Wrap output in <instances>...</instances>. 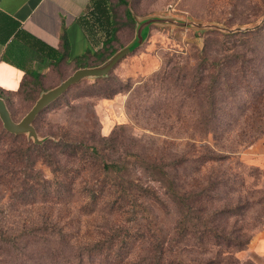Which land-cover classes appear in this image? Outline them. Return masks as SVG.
Segmentation results:
<instances>
[{
    "label": "rangeland",
    "instance_id": "374dc122",
    "mask_svg": "<svg viewBox=\"0 0 264 264\" xmlns=\"http://www.w3.org/2000/svg\"><path fill=\"white\" fill-rule=\"evenodd\" d=\"M110 1L118 23L110 44L116 52L133 39L135 23L132 26L126 20L123 5ZM128 2L138 19L172 17L225 28L253 26L264 15V0ZM257 30L255 35H245ZM225 33L216 28L151 24L145 40L107 75L82 79L45 106L32 122L39 138H45L36 145L55 135L60 145L45 150L52 153L51 159L68 164L71 170L82 166L84 169L78 175L75 171L68 173L74 180L69 186L72 198L42 203L40 193L27 189L25 183V173L52 177L41 157L32 169L11 164L10 173L0 181V224L30 227L44 213H51L54 218L58 215L64 231L69 233L64 242L69 239L72 245L106 241L100 233L106 223L126 227L130 232L123 236H129V241L141 238L137 236L139 228L158 229L160 236L170 235L179 205L169 194H162L167 185L155 181L146 167L162 163L178 194L201 192L206 197L202 203L209 205V211L222 210L212 222L218 231L239 235L248 242L243 249H234L239 264H264V255L250 243L264 228V22L256 30L230 36ZM93 44L95 49L100 46L95 41ZM233 51L239 58L223 69L214 88V103L208 106L198 93L201 56L204 52L211 61ZM86 56L88 53L77 65L88 66ZM45 71L42 87L48 89L72 69L63 63L58 71ZM38 96L37 90L7 95L5 101L12 118L19 121ZM203 114L215 117L212 132L205 136L199 125ZM19 135L32 142L26 134ZM77 142L87 145L88 151L94 146L93 156L74 152ZM211 156L214 160L207 161ZM38 158L31 156V160ZM110 161L129 162V176L161 192L162 202H156L150 210L138 211L137 220L131 214H110L101 203L93 212L83 207V194L93 181H103L105 188L111 182H120L117 175L103 176L96 171L102 162ZM52 248L36 237L17 241L13 246L0 247V264H76V257L50 256ZM132 254L135 256L136 252ZM99 261L117 264L112 257H101Z\"/></svg>",
    "mask_w": 264,
    "mask_h": 264
},
{
    "label": "trees",
    "instance_id": "16d2710c",
    "mask_svg": "<svg viewBox=\"0 0 264 264\" xmlns=\"http://www.w3.org/2000/svg\"><path fill=\"white\" fill-rule=\"evenodd\" d=\"M117 3L124 6V17L133 26L135 15L130 9L128 0H117ZM90 8L91 18L85 19L83 26L87 33L101 43L98 49L94 50L93 48L84 59L89 63L88 66H93L114 52L110 44L115 38L118 23L110 0H91ZM258 32L259 30L245 35L248 37ZM225 34L230 36V33ZM209 58L203 52L200 59V73L197 76L199 79L198 93L208 106L214 103V88L220 80V76L223 75V69L231 61L237 60L239 54L233 51L231 54H225L223 57H217L211 61ZM80 59L83 58L77 57L76 67L81 66L77 65ZM31 76L24 78L16 91L4 92L0 89V95L5 100L7 95L27 94L31 90H37L38 95L45 89L42 87L39 74L32 73ZM214 118L213 114L200 116L199 125H201L202 135L205 136L212 132ZM59 145L60 140L55 135H51V139L44 144L36 145L26 140L23 135L11 134L0 126V181L7 176V173H10L8 168L11 164L21 165L25 170L28 167L32 169L41 157L42 163L50 169L52 177L49 178L43 173L38 177H33L25 173L27 189L39 192L42 203L68 201L73 197L69 186L74 183L68 173L75 171V174L78 175L84 167H76L71 170V166L68 164L51 159L52 153H46V151L49 148L55 149ZM88 148L83 142H77L73 151H80L90 158L93 156L95 148L91 146V151H88ZM32 155L39 156V158L31 160ZM211 160H214L212 156L207 158V161ZM146 167L155 181L167 185L168 189L165 187L162 194H169L168 196H172L179 205L178 217L170 235L160 236L158 229L156 231L139 228L137 236L141 238L129 241V236H123L129 234L126 227L117 223H106L103 226L104 231L100 232L106 236V241H89L84 244L72 245L69 243V239L68 242H64L69 233L64 231L65 227L60 224L61 220L57 218L58 215H54V218L51 213H44L39 220H36V223L30 224V227L27 224L20 228L0 224V247L13 246L17 241H27L36 237L41 239L44 245L50 244L53 247L49 252L50 256L54 258L58 256L76 257V264H99L101 257H112L117 264H239V260L234 255V249H243L248 242L240 239L239 235L231 236L229 233L224 234L223 231H218L217 225L212 222L213 218L222 210L209 211V205L202 203V199L206 197H203L201 192L191 191L182 196L178 194L173 187V181L167 178L166 166L162 163H150ZM96 171L99 173L98 175L103 176L117 175L120 182H111L107 188L101 180L90 182L92 187L83 194L86 199V204L83 207L90 208V212H93L96 205L101 203L102 209H106L110 214L114 212L119 215L131 214L137 220L138 211L142 213L143 210H150V207L156 202H162L160 201L161 192L155 190L149 183H138L140 182L139 178L129 176V162H102ZM141 216L140 214L138 217ZM4 250L7 251V247ZM134 252L136 255L132 256Z\"/></svg>",
    "mask_w": 264,
    "mask_h": 264
},
{
    "label": "crops",
    "instance_id": "0c3cea01",
    "mask_svg": "<svg viewBox=\"0 0 264 264\" xmlns=\"http://www.w3.org/2000/svg\"><path fill=\"white\" fill-rule=\"evenodd\" d=\"M90 4L91 0H0V88L16 91L32 73L39 74L43 84L45 70L58 71L63 63L71 66L68 75L85 67H76L77 57L90 54L93 41L100 43L83 26L91 18ZM250 243L264 255V228Z\"/></svg>",
    "mask_w": 264,
    "mask_h": 264
},
{
    "label": "water",
    "instance_id": "95a60500",
    "mask_svg": "<svg viewBox=\"0 0 264 264\" xmlns=\"http://www.w3.org/2000/svg\"><path fill=\"white\" fill-rule=\"evenodd\" d=\"M135 31L133 39L119 50L114 52L102 63L94 66H85L76 68L70 75L61 80L55 86L43 90L39 93V96L31 106V108L25 113V115L19 120L15 121L7 107L5 99L0 95V121L4 130L11 134H26L27 139H31L34 144H40L44 139L39 138L32 122L36 115L49 103L58 98L63 92L67 90L69 86L79 82L85 78L101 77L107 75V73L117 64V62L123 58L126 54L133 51L138 47L146 38L149 30V26L154 23H167L176 25H191L204 29H222L226 33L245 32L249 30L258 29L264 22V15L253 26L249 27H235L225 28L214 24H202L195 21H180L177 18L172 17H146L138 19L135 17Z\"/></svg>",
    "mask_w": 264,
    "mask_h": 264
}]
</instances>
